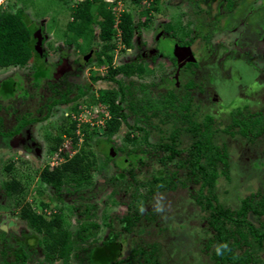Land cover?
Returning a JSON list of instances; mask_svg holds the SVG:
<instances>
[{
    "label": "rangeland",
    "instance_id": "rangeland-1",
    "mask_svg": "<svg viewBox=\"0 0 264 264\" xmlns=\"http://www.w3.org/2000/svg\"><path fill=\"white\" fill-rule=\"evenodd\" d=\"M104 1L114 2L117 6V14L126 8L130 9L136 21L142 18V10L149 7V3H151L150 0H141L138 5L133 4L131 0ZM226 3L225 7L228 8L229 0H226ZM165 5L167 6V4ZM168 7L174 8L173 10L169 9L167 14L169 18H172L173 14H177L175 10L178 5ZM4 9L13 11L22 9L30 22L29 27L37 25L41 29L35 32L34 28L31 38L35 45L40 48V52H37L38 56L33 52L32 58L25 66L0 68V90L3 82L11 78L14 81L17 80L19 86L18 91L8 96L7 99L3 97L0 99V103L4 107L0 112L3 117L2 129H4V132L13 135L11 138L0 136V149L12 151L15 156V165H13L10 174L15 175L21 181L24 193L23 202L31 204L36 212L50 219L57 212L54 208H50L51 210L41 209L40 202L48 200V194L50 193L38 182L37 173L44 165L56 166L65 160L60 152L71 157L80 150L82 145L81 139L74 146H71L70 141L67 142L68 139H66L62 148H59L60 151L50 150L57 128L61 125V120L66 119V114L69 112L72 103L77 100L76 103L80 105L83 99L91 95L86 93V86H93L92 92L95 94L100 87H111L112 84L94 83L89 72L91 68H96V62L91 61L87 64L88 61H83L81 52H77L74 47L65 44L66 35L64 31L66 23L70 19V14L68 4L64 0H0V10ZM161 9L165 11L164 4ZM157 27L154 29H157ZM153 35H155V31L153 32L152 29L145 31L142 41L149 43L153 39ZM251 41L252 45L246 47V51L256 55V59L244 55L241 57L228 55L225 58L224 55L220 56L218 53L220 62H227V64H220L217 70L218 76L221 75L220 78L218 77V83H216L219 84L217 90L221 93L219 99L211 94L208 95L206 85L201 90L195 88L186 91L183 88L178 93V96L188 94L193 101L199 103H197L198 107L193 109L197 110V113L194 112L196 119L199 120L205 115L214 117L213 127L216 129V136H214L212 142L218 148L226 150L230 167L228 168V178L222 177L218 181L216 193L223 208L229 209H237L241 198L247 197L250 193L254 194V201L264 195V134L258 137L243 136L237 132V128H234L235 132L231 129L226 130L231 109L235 105L248 103L249 106L243 110V115L253 113L264 105V88L262 87V83H264V60L261 59V54L264 53V38ZM116 49V64L123 61L127 53V55L134 56L131 52L125 53L122 47ZM72 60L76 61L74 67L70 62ZM143 63L147 67V75L141 81L140 79L134 80V83L144 80L145 83H149V81L156 83L164 66L151 65L146 59L143 60ZM255 63H258V66L263 70L262 82L259 79V82L255 84V86H258V90L249 85L242 86L241 84L251 81L255 71L252 66ZM230 66H237L242 72L236 68H230ZM79 67H81L79 74L74 75ZM164 70L166 69L164 68ZM237 72H240V74ZM101 73V75H107L104 69ZM229 75L231 83L228 84ZM202 79L201 74L194 76L196 81ZM181 80L184 83L186 81L185 78ZM170 87V78L159 83L155 88L151 87L152 89H149L151 98L156 97ZM68 88L67 91L69 92L66 96L62 95L61 92ZM53 89L55 92H53ZM132 98L135 99L137 96ZM39 106L43 108H41V111L38 108ZM96 109L102 110L103 108L95 105L93 111ZM125 109L127 108L125 107ZM83 113L85 116L81 117V121H76V123H79L76 133L90 122H96V124H90V127L101 125V121L97 122L100 120L99 118L93 120L94 112L87 111ZM241 115L239 118L242 117ZM23 118L29 124H26L21 131L16 132V126ZM179 118L180 115L178 120H174L175 122L173 120L163 122L165 116L158 112L156 115H149L144 122L143 120L135 122L134 126L139 125L140 128L148 132L146 141L142 139L144 132L133 128L134 121L132 117L128 121L130 126L122 125L118 132L114 134L113 141L108 142L104 135H96L93 138L91 149L96 156V168H100L101 165L103 168L100 171L101 174L95 170L92 175L94 183L97 185L100 182L101 185L99 184L89 190L91 192L102 190L94 194L97 196L98 213L96 222L99 226L95 239L97 243H100L108 232L113 229L120 235V240L125 241L123 249L127 247L128 250L132 243L138 240L144 244L156 243L161 251L160 259L163 264H213L210 253L205 249V244L212 234L207 225L206 216L208 213L201 210V205L196 202L199 184L190 175L189 170L177 171L178 174L175 179L177 186L174 190H165L146 197L143 204L144 214L142 220L133 227L131 232H124L119 223V220L126 214V206L131 199L128 191L126 192L119 185H116V195L109 198L108 201L106 200L111 192V188H108L106 183L108 177L124 173L127 176V182H132L130 172L126 173L124 169L129 161L135 162L138 157L144 159L142 163L136 161V169L133 170L136 181L139 183L154 173L162 172L163 166L158 160L165 152L155 149L153 146L171 143L170 132L173 127H179L183 122ZM185 124L183 123L181 126L184 128ZM229 132H233V134L231 135ZM124 133H129L131 140H128ZM182 134L177 144V149H181V151L187 149L192 142L188 133ZM132 137H134V140H132ZM121 147L124 148V151L122 154H117L116 152ZM109 151L117 156L118 165H115L113 160H107ZM183 157L185 158L184 155ZM104 162L106 164L103 166ZM169 167L170 170L175 169L174 165ZM8 178L0 171V230H3L7 235L12 231L19 232V229L17 230L19 228L17 212L14 211L13 200L5 196L1 188L2 182ZM39 190L42 193H39ZM89 191H87V194ZM139 192L141 194L145 193L144 188L141 187ZM83 194L86 195V193ZM75 197L76 195H65L64 211L60 214L63 226L72 231L77 227L76 217L72 209V202ZM108 218L112 220L113 227L106 224ZM247 221L256 226L262 224L264 227V214L253 216L248 213ZM30 235L28 233L24 236H27L25 238L26 243L30 247H36V238ZM43 259L42 254L34 253L27 264H36L43 261ZM60 263V261L54 262V264ZM71 264H78L76 258L71 260Z\"/></svg>",
    "mask_w": 264,
    "mask_h": 264
},
{
    "label": "trees",
    "instance_id": "trees-1",
    "mask_svg": "<svg viewBox=\"0 0 264 264\" xmlns=\"http://www.w3.org/2000/svg\"><path fill=\"white\" fill-rule=\"evenodd\" d=\"M64 1L68 4L70 14L65 27L66 41L72 43L80 40L86 45L93 44L100 47V50L96 52L97 64L109 69L106 76L93 74L91 77L93 82L111 83L112 86L100 87L95 93L98 96L91 94L85 102L89 104L88 106L102 104L108 110L110 118L106 120L104 127L93 128L85 124L76 133V120L71 118L70 113L78 115L81 111V104L74 102L69 108L70 115L61 120V125L52 139L50 150L57 152L59 148H62L65 138H68L71 146L81 139L82 145L80 150L71 157L60 152L65 160L54 167L44 165L37 173L38 182L50 193L48 200L40 202L41 209L54 208L57 212L50 219L36 212L31 204L23 202L24 193L21 181L15 175L10 174L13 162L0 159V171L9 177L2 182L1 188L5 196L13 200L19 224L17 233L12 231L7 235L0 230V264H27L34 253L44 256L43 261L36 264H54L56 261H60V264H71L74 258L78 264H163L160 259L161 251L156 243L144 244L138 240L132 243L128 250L127 247L123 249L125 241L120 240V235L113 229L100 243H97L95 236L99 227L96 222L98 208L97 196L94 194L102 190L89 191L100 184V182L97 185L94 183L93 171L96 170L101 174L100 171L103 169L102 165L96 168V156L91 149L93 138L96 135L110 138L118 131L122 125L121 122H125L127 127L130 126L126 115L121 112L118 100H126V95H133L137 89L141 91L140 97L129 101L128 107L135 116V121L140 120L141 116L147 119L149 115H156L158 112L166 117L168 112L163 109L174 104V101H171V94L162 97V100L158 98L149 100L145 86L138 87L134 81H127V78L133 75L142 77L144 69L141 66L125 62L116 68L112 67L117 45L123 46L122 50L130 48L135 30L145 26V23L135 24L133 13L128 8L117 14V6L114 2ZM140 1L131 0L137 5ZM150 5L151 9L158 11V0H152ZM147 11L149 9L146 13ZM32 33L21 10L17 12L8 9L0 10V68L27 64L32 55L33 46H35V42L31 40ZM78 48L82 47L79 45ZM118 74H122L125 79L117 78ZM16 86L13 79L3 82L0 99L1 97L7 99L8 96L18 91L19 87L16 88ZM132 95L131 97H134ZM137 101L141 104L138 106L136 104V107ZM179 106V119L186 123V126L182 128L180 125L170 132V144L164 143L156 147L165 152L158 160L163 166L162 172L154 173L139 183L136 181L133 170L136 169V161L142 163L144 159L138 157L135 162L129 161L124 167L126 173L130 172L132 182H127V176L124 173L107 178V187L111 188L107 201L116 195V185L128 191L131 198L126 206V214L119 220L121 229L124 232H131L133 227L142 220L146 197L165 190H174L177 186L175 182L177 171L187 169L199 184L196 202L201 205V210L208 213L207 225L212 234L205 244V249L210 253L213 264H264V227L262 224L256 226L247 221L248 213L253 216L264 214V195L254 201V194L250 193L247 197L241 198L237 209L223 208L217 198L216 187L222 177L228 178L230 167L226 150L218 148L212 142L216 136V129L213 127L214 119L211 115L196 119L194 112L197 113V110H193L188 101L179 103ZM3 108L0 103V111ZM148 112H150L149 115ZM2 120L0 115V134ZM165 121L166 119L163 120ZM133 128L139 129L136 126ZM234 128H237V132L243 136L249 134L257 136L264 130V113L256 117L251 116V118L234 117L233 113H230L226 130L231 129L235 132ZM140 130L144 132L142 139L146 141L148 132L142 128ZM233 132L229 134L232 135ZM182 133H188L192 139L188 148L183 151L177 149ZM129 135L127 133L126 138L131 140ZM4 154H10V152L4 150ZM107 157L109 160L111 154ZM105 164L104 162L103 166ZM171 165H174V170H170ZM141 187L145 190L143 194L139 192ZM87 191H89L88 194ZM39 193L42 191L39 190ZM66 194L76 195L72 202L77 223L74 231L63 226L60 216L64 211L63 204L66 202ZM106 224L113 227L110 218ZM28 233L36 238V247H30L26 243L27 236H24ZM217 246H221L220 254L216 251Z\"/></svg>",
    "mask_w": 264,
    "mask_h": 264
},
{
    "label": "flooded vegetation",
    "instance_id": "flooded-vegetation-1",
    "mask_svg": "<svg viewBox=\"0 0 264 264\" xmlns=\"http://www.w3.org/2000/svg\"><path fill=\"white\" fill-rule=\"evenodd\" d=\"M163 4L164 7L166 8L165 11L164 9H161ZM165 4H167V6ZM175 4L178 5V8H176L175 10L176 11L175 13L177 14L175 15L173 14L174 17L172 16V18L171 17L169 18L167 15L169 9L173 10L174 8H170L168 6ZM226 4H227L226 0H164V1L158 0L159 9L158 11H155L150 8L151 5L149 3V7L142 10V14L144 13V15H142V18L138 21L134 19L135 24L145 23V26L135 30V35L132 40L131 47L125 49V53L131 52L132 55L134 56L127 55L128 54L127 53L123 58V61L116 64V59L114 54L113 63H112L113 68H116L127 62V63H133L136 66H141L144 69V74L142 75V77L133 75L132 77L127 78V81H134L138 79H140L141 81L146 77L147 67L143 63V60L145 59L148 60L149 64L151 65L155 64L158 65V67L164 66L163 71L160 77L158 76V80L156 83L152 81L151 82L149 81V83H145L144 80L142 82L136 83L135 85L138 87L141 85L145 86L147 88L149 94L148 97L150 100L151 93L149 89L151 87L155 88V86H157L159 83H162L163 81H166L168 80V78H170L171 87L153 98V99L158 98L162 100V97L171 94V101H174V104L169 105L167 108L163 109L168 112L167 116L165 117L166 121L168 120L174 121L178 119L180 115V113H178L179 112L178 109H180L179 103L188 101L192 109H194V107H198L199 103L193 101V99L187 93H186L187 95L178 96V93H180L179 91L182 90L183 88L186 91H191L194 90L195 88H199L201 90L206 85L208 87L206 88L208 95L211 94L212 96H215L217 99L220 98L221 93L218 92L217 90L219 84L217 85L216 83H218V80L221 77V75L218 76L217 70L220 67V64L221 65L227 64V62H223V63L220 62V56L224 55L225 58H227L228 55L234 57H241L244 55L256 59V55L246 51V47L252 45L251 40L253 39L261 40L262 38H264V0H229L228 8L225 7ZM148 9L149 11H147L146 13V10ZM19 10H21V13L25 15L22 9H18L17 11ZM17 11H13V12H17ZM26 20H27V24L30 25V22L27 19V17ZM156 26H158L157 29H154L156 28ZM30 27L32 31L35 28L36 30L35 32L41 29V27L40 26L37 27V25H31ZM151 29L153 30V32L155 31V35H153L154 37L152 40L149 41V43H145L144 41H142L143 33L147 30L150 31ZM65 44L74 47L77 52H81L83 61H88L87 64L90 63L91 61L96 62L95 63L96 68L95 69L91 68L89 75H93V74L101 75L102 69H104L108 74V70H109L108 67L100 66L97 64L98 62H97L96 52L100 50V47H96L93 44L86 45L83 41L80 40H78V42L69 43L66 41V38H65ZM79 45L82 47L81 49L78 48ZM118 47H123V46L117 45L116 48ZM116 48L114 53L117 50ZM244 49L245 51L242 52V50ZM239 50L241 51L240 53ZM33 52H35L36 56H38L39 55L38 53L40 52V48L37 45L33 46L32 55L30 59L33 56ZM218 53L220 56L218 55ZM261 59L264 60V53L261 54ZM64 60L66 59L64 58ZM70 62L72 63V67L76 66L75 64L76 61L72 60ZM258 63L257 64L255 63L252 66L255 68V71L253 72L254 74L252 76V78L253 77L254 78L253 79L251 78V81H249L246 84L245 82L241 83L242 86L249 85L252 88L258 90L257 89L258 86H255V84L259 82V79L260 81L261 79H263V75H262L263 70L261 67L258 66ZM164 68L166 70H164ZM230 68H236L240 72H242V70L239 69L237 66L234 67L230 66ZM80 70L81 67H79L77 71L74 72V75H78ZM240 72L237 73L240 74ZM200 74L203 79L198 81L194 80V76ZM117 78L125 79V77L122 74H118ZM184 78L186 79L185 83L183 82V80H181ZM98 82H94V83H98ZM229 83H231L230 75L228 78V84ZM15 84L17 85L16 88L19 87L17 80L15 81ZM262 87L264 88V83H262ZM89 88H90L89 86H86L85 88L86 93L93 95L94 94V92H92L93 86L90 88L91 89L90 91L88 90ZM67 90H69V88L61 92L62 95L66 96L67 92H69ZM53 92H55L54 89ZM94 95L95 97L98 96V94H94ZM131 95H126V100L123 101L118 100V104L121 107V112L124 115H126L127 122L132 117L134 121L133 122L134 125L135 122H140L141 120H143L144 122L146 119H144L143 116H141L140 120L135 121V116L131 113L128 107L129 101L134 99L131 97ZM141 95H142L141 91L137 89V91H135V93L132 96L140 97ZM86 99L87 98L83 99V101L81 102V106H80L81 111L79 112L78 115L70 113L69 110V112L66 114V117H68L71 114V118L75 120L76 116H80V115L85 116L83 112H87V111L94 112L92 117L93 120L94 119L97 120L99 118L100 120H98L97 122L101 121V125L97 126V128L104 127L106 120L110 118V114L108 110L102 104H92L88 106L89 104L85 102ZM74 101L75 99L73 100V102ZM136 104L138 106L141 103L137 101L135 103V106ZM242 104L243 105L241 104L235 105L234 108L231 109L232 110L231 113H233L234 117H239L242 114L243 110L247 109V107L249 106L248 103L246 104L242 103ZM95 105H98L103 109L102 110L96 109L95 111H93V107ZM125 107L127 109H125ZM38 108L40 111L43 109L40 106ZM261 113H264V105L262 108L256 110L253 113H250L248 115L242 114L241 118H251V116L256 117L258 114ZM183 123L184 122H182L180 125H182ZM26 124L29 123L25 121V118L21 119L20 123L16 126V132L21 131ZM90 124H96V122L94 123L90 122ZM121 124L125 125V122H121ZM2 125H3V120H2ZM136 127H139V125ZM177 127L178 126L173 127V130ZM18 128L20 129L19 131ZM140 129L141 128L139 127L138 130ZM100 131L102 132L103 129L101 128ZM114 134L110 138H107L106 136H104V138L108 142L113 141L115 138ZM262 134H264V130L261 134H258L256 137ZM124 135L126 136L127 133H124ZM0 136L9 137V138L13 137L11 133L4 132V129H2V127H1ZM249 136H253V135L249 134ZM157 146L158 145L153 147L157 149L156 148ZM4 150L7 149H0V159H3L4 161H8V162L9 161L13 162V165H15V158H13L14 157L13 152L9 151L10 154H4ZM123 151L124 148L121 147L120 149H118L116 153L122 154ZM108 154H111V158H109V160H113V161L116 160L113 163L115 165H118L117 156H114L112 151H109Z\"/></svg>",
    "mask_w": 264,
    "mask_h": 264
},
{
    "label": "clouds",
    "instance_id": "clouds-1",
    "mask_svg": "<svg viewBox=\"0 0 264 264\" xmlns=\"http://www.w3.org/2000/svg\"><path fill=\"white\" fill-rule=\"evenodd\" d=\"M77 117H78V116L75 117V120H76V121H77ZM77 124H78V123H77ZM77 127H78V126H77ZM66 139H68V138H65V140H66ZM67 142H68V140H67ZM60 150H61V149H59V151H60ZM50 166H51V165H50ZM51 167H54V166H51ZM216 251H217L218 254H220L221 246H217Z\"/></svg>",
    "mask_w": 264,
    "mask_h": 264
},
{
    "label": "built area",
    "instance_id": "built-area-1",
    "mask_svg": "<svg viewBox=\"0 0 264 264\" xmlns=\"http://www.w3.org/2000/svg\"><path fill=\"white\" fill-rule=\"evenodd\" d=\"M82 116H83V115L78 116V117H77V120H78V121H81V117H82ZM78 125H79V123H78Z\"/></svg>",
    "mask_w": 264,
    "mask_h": 264
}]
</instances>
